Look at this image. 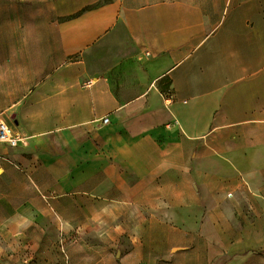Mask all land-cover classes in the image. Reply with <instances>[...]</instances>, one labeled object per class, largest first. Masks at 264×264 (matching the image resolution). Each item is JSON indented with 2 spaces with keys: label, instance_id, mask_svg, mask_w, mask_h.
I'll list each match as a JSON object with an SVG mask.
<instances>
[{
  "label": "crops",
  "instance_id": "1",
  "mask_svg": "<svg viewBox=\"0 0 264 264\" xmlns=\"http://www.w3.org/2000/svg\"><path fill=\"white\" fill-rule=\"evenodd\" d=\"M97 1L57 45L3 46L0 118L25 141L0 145V264H64L61 243L70 264H207L264 241V0H54Z\"/></svg>",
  "mask_w": 264,
  "mask_h": 264
},
{
  "label": "rangeland",
  "instance_id": "2",
  "mask_svg": "<svg viewBox=\"0 0 264 264\" xmlns=\"http://www.w3.org/2000/svg\"><path fill=\"white\" fill-rule=\"evenodd\" d=\"M64 5L54 0H0V59L3 58V46L8 54L9 45H57L55 26L67 17L58 15ZM2 65L0 61V67ZM61 244L67 250L66 244ZM223 245L227 246L223 248ZM242 251L243 257H234L242 255ZM155 262L167 264L166 259L156 258ZM207 264H264V241L239 243L233 239L229 243H220L218 256Z\"/></svg>",
  "mask_w": 264,
  "mask_h": 264
},
{
  "label": "built area",
  "instance_id": "3",
  "mask_svg": "<svg viewBox=\"0 0 264 264\" xmlns=\"http://www.w3.org/2000/svg\"><path fill=\"white\" fill-rule=\"evenodd\" d=\"M162 97L166 102L172 99L170 93H162ZM108 118H102V122H107ZM25 141V137L22 136L19 132L15 131L10 124H8L4 119L0 118V145L4 146L5 148H16L20 145H23ZM8 162L11 163L10 158L7 156L6 153L0 152V174L3 170V163ZM230 194H228L229 196ZM63 244H61L62 246ZM61 253L63 256V261L65 264H69L70 257L67 250L62 246Z\"/></svg>",
  "mask_w": 264,
  "mask_h": 264
},
{
  "label": "trees",
  "instance_id": "4",
  "mask_svg": "<svg viewBox=\"0 0 264 264\" xmlns=\"http://www.w3.org/2000/svg\"><path fill=\"white\" fill-rule=\"evenodd\" d=\"M93 6H96V5H93ZM93 6H92V5H87V6L83 7V8H81V9H80L79 11H77L76 13H74V14H72V15H69V16H67V17L64 18V19H67V18H70V17L76 16L77 14H79V13L83 12L84 10H87V9L93 7ZM64 19H63V20H64Z\"/></svg>",
  "mask_w": 264,
  "mask_h": 264
}]
</instances>
